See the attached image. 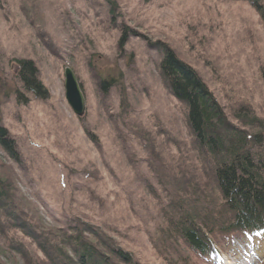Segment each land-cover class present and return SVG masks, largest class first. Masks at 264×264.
I'll return each instance as SVG.
<instances>
[{
	"label": "rangeland",
	"instance_id": "obj_1",
	"mask_svg": "<svg viewBox=\"0 0 264 264\" xmlns=\"http://www.w3.org/2000/svg\"><path fill=\"white\" fill-rule=\"evenodd\" d=\"M157 43L196 71L225 115L250 105L264 118V27L245 0H0V127L17 154L14 162L0 148V173L40 233L89 224L139 264H264V248L249 252L236 236L229 252L216 239L209 263L177 236L164 239L167 206L184 214L176 207L196 198V183L211 193L212 182L155 67ZM22 60L33 62L48 99L22 90ZM65 67L84 96L82 118L65 100ZM185 159L192 181L166 189L160 175L186 176ZM3 240L0 263L25 264Z\"/></svg>",
	"mask_w": 264,
	"mask_h": 264
},
{
	"label": "trees",
	"instance_id": "obj_2",
	"mask_svg": "<svg viewBox=\"0 0 264 264\" xmlns=\"http://www.w3.org/2000/svg\"><path fill=\"white\" fill-rule=\"evenodd\" d=\"M245 1L264 27V0ZM125 38L123 33L119 47L123 46ZM153 46L159 57L155 67L164 89L183 107L184 120L193 139L191 147L198 152L201 162L206 161L207 175L212 182L211 193H207L205 185H194L196 198L176 207L177 210L184 207V214L173 216L170 211L177 202L167 206L170 210L166 216L171 218L165 222L164 239L168 241L177 236L187 250L205 263L218 256L214 248L216 239L223 240L229 252L233 247L231 239L236 236L248 243L249 252L259 253L264 248V118L255 115L250 105L225 115L194 69L180 62L165 44ZM18 64L17 78L22 90L36 99H48L33 62L22 60ZM101 85L109 86L110 82ZM19 98L21 95L17 94ZM0 148L17 161L14 143L7 139L1 127ZM154 157L156 168L160 169L159 160ZM180 170L186 176L176 177L175 170L160 175L168 185L166 189H173L170 180L177 184L179 191H185L184 182L192 181L189 172L193 167L185 159L180 162ZM198 171L196 179L204 183L202 168ZM8 181L5 174L0 173V235L6 239L3 241L7 251L15 252L25 264H139L100 229L89 224L79 223L59 232V236L51 231L38 232L23 209L16 205L17 197L12 194L14 191ZM10 233L12 237L8 236ZM26 244L33 251H29ZM247 255L240 254V257L245 259Z\"/></svg>",
	"mask_w": 264,
	"mask_h": 264
},
{
	"label": "water",
	"instance_id": "obj_3",
	"mask_svg": "<svg viewBox=\"0 0 264 264\" xmlns=\"http://www.w3.org/2000/svg\"><path fill=\"white\" fill-rule=\"evenodd\" d=\"M63 81L68 106L77 118H82L85 112L84 96L73 71L68 67L63 69Z\"/></svg>",
	"mask_w": 264,
	"mask_h": 264
}]
</instances>
